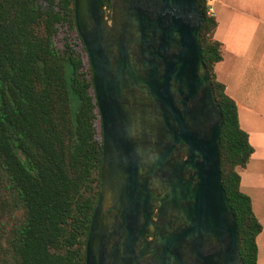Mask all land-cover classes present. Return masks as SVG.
Here are the masks:
<instances>
[{
  "label": "water",
  "instance_id": "1",
  "mask_svg": "<svg viewBox=\"0 0 264 264\" xmlns=\"http://www.w3.org/2000/svg\"><path fill=\"white\" fill-rule=\"evenodd\" d=\"M103 129L86 264H245L201 0H75Z\"/></svg>",
  "mask_w": 264,
  "mask_h": 264
},
{
  "label": "trees",
  "instance_id": "2",
  "mask_svg": "<svg viewBox=\"0 0 264 264\" xmlns=\"http://www.w3.org/2000/svg\"><path fill=\"white\" fill-rule=\"evenodd\" d=\"M107 0H104V2ZM201 48L221 111V173L245 264L263 225L241 189L254 147L216 75L218 21L201 0ZM103 129L75 0H0V264H86Z\"/></svg>",
  "mask_w": 264,
  "mask_h": 264
},
{
  "label": "crops",
  "instance_id": "3",
  "mask_svg": "<svg viewBox=\"0 0 264 264\" xmlns=\"http://www.w3.org/2000/svg\"><path fill=\"white\" fill-rule=\"evenodd\" d=\"M254 2L216 0L214 35L223 44L224 57L215 70L237 102L240 125L254 147L248 166L240 172L241 189L252 198L253 210L263 225L257 242L258 264H264V50L260 54L254 40L264 28V15L261 4ZM244 41L250 45L243 47Z\"/></svg>",
  "mask_w": 264,
  "mask_h": 264
},
{
  "label": "rangeland",
  "instance_id": "4",
  "mask_svg": "<svg viewBox=\"0 0 264 264\" xmlns=\"http://www.w3.org/2000/svg\"><path fill=\"white\" fill-rule=\"evenodd\" d=\"M257 2H259L258 4H261V6H262V15H264V0H255V2L254 3H257ZM256 7V6H255ZM254 7V8H255ZM263 30H264V28H260V31H259V34L254 38V40H255V45L257 46L256 48H259V50H260V54L263 52V50H264V35H262L263 34ZM258 42V43H257ZM241 45H243V47H246V46H248V45H250L249 44V42L248 41H244V43L243 44H241ZM258 46H260V47H258ZM261 48V49H260ZM263 144V146H264V143H262Z\"/></svg>",
  "mask_w": 264,
  "mask_h": 264
},
{
  "label": "built area",
  "instance_id": "5",
  "mask_svg": "<svg viewBox=\"0 0 264 264\" xmlns=\"http://www.w3.org/2000/svg\"><path fill=\"white\" fill-rule=\"evenodd\" d=\"M206 2H207V5L209 6L208 13L210 15H214V4H215L216 0H206Z\"/></svg>",
  "mask_w": 264,
  "mask_h": 264
}]
</instances>
